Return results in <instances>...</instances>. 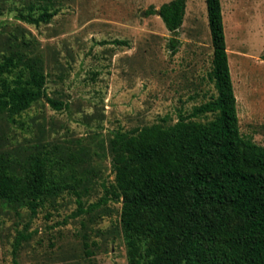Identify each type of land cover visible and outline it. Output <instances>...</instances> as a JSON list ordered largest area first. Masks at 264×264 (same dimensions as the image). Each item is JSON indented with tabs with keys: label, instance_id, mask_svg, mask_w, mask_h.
I'll return each mask as SVG.
<instances>
[{
	"label": "rangeland",
	"instance_id": "obj_1",
	"mask_svg": "<svg viewBox=\"0 0 264 264\" xmlns=\"http://www.w3.org/2000/svg\"><path fill=\"white\" fill-rule=\"evenodd\" d=\"M169 1L0 0V60L18 50L40 59L48 94L65 103L57 110L43 98L14 122L0 113V150L23 159L45 145L60 161L55 176L77 186L74 167L85 180L77 187L85 207L97 202L115 178L113 131L174 123L217 95L209 78L214 48L206 0L187 1L175 54L162 18L147 13ZM222 5L241 132L264 146V0ZM45 8L57 11L48 23L21 18ZM121 207L109 201L74 217L73 187L48 198L35 217L27 207L13 210L0 200V264H13L20 231L31 234L20 248V264H128Z\"/></svg>",
	"mask_w": 264,
	"mask_h": 264
},
{
	"label": "trees",
	"instance_id": "obj_2",
	"mask_svg": "<svg viewBox=\"0 0 264 264\" xmlns=\"http://www.w3.org/2000/svg\"><path fill=\"white\" fill-rule=\"evenodd\" d=\"M187 1L170 0L147 11L158 14L171 32L174 54ZM206 3L214 48L209 78L216 96L180 113L174 123L164 119L113 131L114 181L104 184V195L87 207L77 189L85 180L72 166L77 186L58 179L53 167L60 161L45 145L23 159L0 150V200L13 210L27 207L31 217L48 198L71 187L78 203L74 217L120 202L128 264H264V146L241 132L222 0ZM56 14L45 8L37 17L21 18L39 25ZM112 43L128 45L120 39ZM43 98L57 110L65 106L48 94L41 60L19 50L4 54L0 113L14 122ZM30 236L25 231L16 236L13 264H20V248Z\"/></svg>",
	"mask_w": 264,
	"mask_h": 264
}]
</instances>
